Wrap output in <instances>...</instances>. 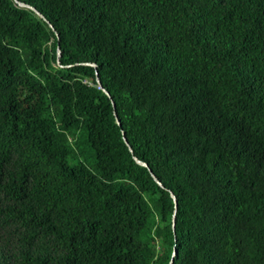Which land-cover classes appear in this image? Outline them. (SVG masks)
<instances>
[{
    "label": "trees",
    "instance_id": "16d2710c",
    "mask_svg": "<svg viewBox=\"0 0 264 264\" xmlns=\"http://www.w3.org/2000/svg\"><path fill=\"white\" fill-rule=\"evenodd\" d=\"M19 1L0 264H264V0Z\"/></svg>",
    "mask_w": 264,
    "mask_h": 264
},
{
    "label": "water",
    "instance_id": "95a60500",
    "mask_svg": "<svg viewBox=\"0 0 264 264\" xmlns=\"http://www.w3.org/2000/svg\"><path fill=\"white\" fill-rule=\"evenodd\" d=\"M14 1H15L18 5H20V6H24V7H28V8H30V9H32L37 15H39L40 17H42V18L44 19V17L42 16V14H41V13H40L35 7H33V6H31V5H28V4L24 3V2H21V1H19V0H14ZM48 23H49V22H48ZM50 26H51L52 29L55 31V28H54L52 25H50ZM55 32H56V31H55ZM56 36H57V39H58L56 60H57V63H58V64H61V63H60L61 50H60V47H59V35H58L57 32H56ZM86 64H90V65H92V66H95L94 63H86ZM96 82H97L99 85H101L97 72H96ZM101 89L103 90V92H104L108 97H110L109 92H108L106 89H104V88L102 87V85H101ZM110 98H111V97H110ZM111 103H112V107H113V115H114V117H115V121H116V123H117L118 125H120V121H119V119H118V117H117V114H116V111H115V103H114V101H113L112 99H111ZM122 133H123V132H122ZM122 137H123V140H124V142L126 143V145L129 147V150L132 152V148L129 146V144H128V142H127V139H126V137L124 136V133L122 134ZM133 158H134V160H135L138 164H140V165H142V166H147L146 162H144V161H142V160L136 158L135 156H133ZM147 167H148V166H147ZM148 170H149L150 174L152 175L153 179H154V180H155V181H156V182L162 187L163 185H162L161 182L157 179V177L152 173V171H151V169H150L149 167H148ZM170 196H171V198H172V200H173V204H174V209H173V214H172V229H173V231H174L175 223H176L177 199H176V196L174 195V193H173L172 191H170ZM175 254H176V249H175V247H173V251H172V253H171V257H170V260H169L168 264H172V263H173V260H174V256H175Z\"/></svg>",
    "mask_w": 264,
    "mask_h": 264
}]
</instances>
